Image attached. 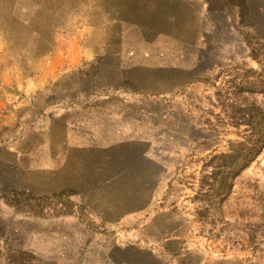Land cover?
I'll use <instances>...</instances> for the list:
<instances>
[{
  "label": "rangeland",
  "instance_id": "1",
  "mask_svg": "<svg viewBox=\"0 0 264 264\" xmlns=\"http://www.w3.org/2000/svg\"><path fill=\"white\" fill-rule=\"evenodd\" d=\"M263 45L264 0H0V264H264Z\"/></svg>",
  "mask_w": 264,
  "mask_h": 264
},
{
  "label": "trees",
  "instance_id": "2",
  "mask_svg": "<svg viewBox=\"0 0 264 264\" xmlns=\"http://www.w3.org/2000/svg\"><path fill=\"white\" fill-rule=\"evenodd\" d=\"M245 3H246V2H245ZM243 6H244V4H243ZM243 16H244V18H245L246 13L243 14ZM255 49H256L255 51H257V53H258L259 55H263V54H264V45H263V46H259V47H255ZM262 81H263V83H264V77H263ZM259 119H260V122H261L262 126H261L260 131L258 132V136H257V138H256V143L259 144V147H261V146L264 144V112H262V110H261V112H259ZM242 161H243V162H244V161H245V162L247 161V155L242 159ZM22 193H24V192L18 190V191H16L12 196H4V197H7V199H8L11 203H19L20 198H18V197H19V195L22 194ZM20 203H21V201H20Z\"/></svg>",
  "mask_w": 264,
  "mask_h": 264
}]
</instances>
